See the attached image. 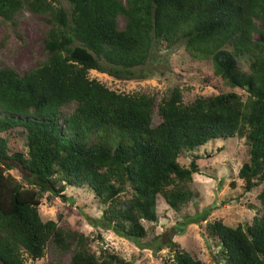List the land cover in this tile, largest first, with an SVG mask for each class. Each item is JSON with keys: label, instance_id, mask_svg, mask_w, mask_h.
I'll list each match as a JSON object with an SVG mask.
<instances>
[{"label": "trees", "instance_id": "trees-1", "mask_svg": "<svg viewBox=\"0 0 264 264\" xmlns=\"http://www.w3.org/2000/svg\"><path fill=\"white\" fill-rule=\"evenodd\" d=\"M64 1L68 8L60 0H0V48L19 13L44 22L34 67L20 74L0 65V264L42 258L47 247L71 251L68 264H129L110 248L94 250L91 235L42 220V196L65 200V188H87L104 206L106 226L139 240L147 235L143 222L158 220L159 197L174 211L192 201L197 164L192 159L184 166L179 156L229 137L246 141L237 175L244 190H257L259 209L235 227L206 221V236L219 245L214 264H264V0ZM159 42H183L191 56L209 59L244 98L229 91L185 103L174 86L157 102L88 77L95 70L130 78ZM237 57L246 59L247 70ZM18 132L26 139L23 151L15 143ZM11 164L20 167L22 180L9 173ZM172 235L159 247L173 252L175 264H204Z\"/></svg>", "mask_w": 264, "mask_h": 264}, {"label": "rangeland", "instance_id": "rangeland-1", "mask_svg": "<svg viewBox=\"0 0 264 264\" xmlns=\"http://www.w3.org/2000/svg\"><path fill=\"white\" fill-rule=\"evenodd\" d=\"M60 4L68 8L66 1L60 0ZM15 20V27L5 28L6 41L0 48V65H10L22 74L34 67L41 56L44 22L42 16L29 11L19 13ZM3 31L0 25V35ZM237 61L244 71L247 70L245 58L237 57ZM205 76L207 80H203ZM88 77L117 92L154 95L157 102L168 96L174 86H179L185 103L197 96L229 91H235L243 98L245 95L243 90L231 88L214 73L209 59L191 56L183 42L172 46L164 42L154 44L146 64L132 69L130 78L118 79L95 70H90ZM158 119V109L155 107L153 124H157ZM8 143L15 145L11 139ZM15 143L20 150H25L24 134L18 132ZM246 148L243 138H217L180 155V164L187 166L192 159L197 164L198 171L192 174L193 182L190 185L192 201L181 210L174 211L159 197L156 208L158 220L155 223L143 222L147 235L139 240L120 237L108 228L101 219L104 206L87 188H65V200L47 192L41 198L38 212L44 221L54 220L59 226L91 235L95 240L92 246L94 250L98 252L99 246L110 248L129 264H175L173 252L165 246L159 247L160 242L171 233L172 240L178 243L180 249L204 264H214L220 261L217 254L219 245L206 236V221L220 220L235 227L249 223L256 209H259L257 190H244L242 180L237 175ZM11 166L13 168L9 173L22 180L20 167L16 164ZM70 256L71 251L58 254L47 247L42 258H26L25 264H68Z\"/></svg>", "mask_w": 264, "mask_h": 264}]
</instances>
